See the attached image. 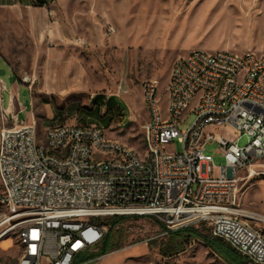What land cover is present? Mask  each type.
<instances>
[{"label":"built area","instance_id":"built-area-1","mask_svg":"<svg viewBox=\"0 0 264 264\" xmlns=\"http://www.w3.org/2000/svg\"><path fill=\"white\" fill-rule=\"evenodd\" d=\"M21 81L30 91L31 78ZM157 86L156 79L143 83L142 154L96 124L52 125L39 134L32 118L18 121L20 109L8 119L1 108L0 207L9 213L1 223L15 221L0 238L15 232L20 251L13 263L0 264H74L101 241L106 227L99 219L113 215L152 217L165 233L205 224L249 264H264V233L237 207L240 172L257 174L264 161V57L228 49L177 56L165 116ZM189 114L192 121L179 129ZM241 135L247 142L239 146ZM174 139L178 152L170 149ZM64 141H74L68 153H61ZM206 142L217 143L223 165L215 166ZM93 146L116 149L122 159L98 161Z\"/></svg>","mask_w":264,"mask_h":264},{"label":"rangeland","instance_id":"rangeland-1","mask_svg":"<svg viewBox=\"0 0 264 264\" xmlns=\"http://www.w3.org/2000/svg\"><path fill=\"white\" fill-rule=\"evenodd\" d=\"M58 10L0 6V124L12 94L18 121L32 118L39 134L52 125L96 124L142 154L146 80H157L165 116L168 74L177 56L228 49L264 57V0H61ZM24 75L32 80L30 91ZM192 119L189 114L179 129ZM246 142V135L236 141ZM170 149L178 152L181 144L174 139ZM216 150V142L205 143L215 166L223 165ZM255 169L253 175L240 172L238 204L264 215V161ZM8 214L0 207V223ZM106 219L99 222L107 231ZM14 221L1 223L0 231ZM251 223L264 233L263 220ZM162 227L149 216L126 218L113 228L117 249L78 264H227L201 239L185 240L178 250ZM191 228L210 236L208 225ZM19 251L15 232L0 238L1 260L13 263Z\"/></svg>","mask_w":264,"mask_h":264},{"label":"trees","instance_id":"trees-1","mask_svg":"<svg viewBox=\"0 0 264 264\" xmlns=\"http://www.w3.org/2000/svg\"><path fill=\"white\" fill-rule=\"evenodd\" d=\"M129 217H138L137 215H113L106 217V223L108 224L107 231L104 233L101 241L96 246V250L90 253H83L76 257L74 264L83 262L89 259H93L109 253L110 251L117 249L120 244L116 241L113 228L124 219ZM162 229L165 231L164 227ZM172 241L175 244V248L181 250L182 242L185 240H191L193 238L203 240L212 250H214L219 256H221L227 264H248L244 259L237 256L234 250L229 244L222 241L220 238L210 237L197 231L191 227H185L178 230L168 231Z\"/></svg>","mask_w":264,"mask_h":264},{"label":"crops","instance_id":"crops-1","mask_svg":"<svg viewBox=\"0 0 264 264\" xmlns=\"http://www.w3.org/2000/svg\"><path fill=\"white\" fill-rule=\"evenodd\" d=\"M60 3H61V0H0V6L17 7V8H24L28 10L29 9H39V10H44L45 12H48L49 14L59 11L58 5ZM9 111H15L12 105H9V107L6 109V112H9ZM194 227H198V226H194ZM209 233H210V230H209ZM210 237L212 236L210 235ZM235 254L246 261V259L242 257L241 255L237 254L236 252Z\"/></svg>","mask_w":264,"mask_h":264},{"label":"bare ground","instance_id":"bare-ground-1","mask_svg":"<svg viewBox=\"0 0 264 264\" xmlns=\"http://www.w3.org/2000/svg\"><path fill=\"white\" fill-rule=\"evenodd\" d=\"M34 129H36L34 124ZM143 144L145 147V139L143 138ZM74 148V141H64L61 145V153H68L70 150ZM93 154H98V161L101 162H109V157L112 159H122V152H116V149H101L100 153V146H93ZM237 207L241 208L238 204V197H237ZM250 216L254 217L255 219H260L264 221V215L249 213Z\"/></svg>","mask_w":264,"mask_h":264}]
</instances>
